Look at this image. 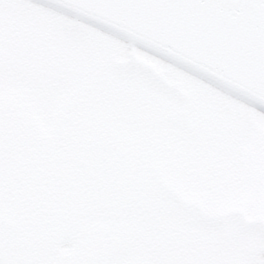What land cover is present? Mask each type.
<instances>
[{"label":"rangeland","instance_id":"374dc122","mask_svg":"<svg viewBox=\"0 0 264 264\" xmlns=\"http://www.w3.org/2000/svg\"><path fill=\"white\" fill-rule=\"evenodd\" d=\"M3 22L13 34L3 35ZM0 29L11 52L0 73V264L12 262L17 242L32 247L19 240L28 226L21 186L59 219L50 241L31 250L33 264L101 250L108 264H188L183 250L192 264L263 260V115L217 101L208 127L223 133L219 144L202 133L203 106L214 92L175 67L23 0H0ZM113 77L144 91L121 88ZM140 93L163 102L144 112V127L125 99ZM109 128L139 166L135 183L117 192L85 184L69 161L74 135ZM13 157L29 166L10 176L19 163L9 166ZM188 163L196 173L181 168Z\"/></svg>","mask_w":264,"mask_h":264},{"label":"water","instance_id":"95a60500","mask_svg":"<svg viewBox=\"0 0 264 264\" xmlns=\"http://www.w3.org/2000/svg\"><path fill=\"white\" fill-rule=\"evenodd\" d=\"M129 41L187 65L264 104V0H44ZM3 55L0 47V70ZM89 155L97 174L114 179L117 150ZM94 264H106L98 259Z\"/></svg>","mask_w":264,"mask_h":264},{"label":"trees","instance_id":"16d2710c","mask_svg":"<svg viewBox=\"0 0 264 264\" xmlns=\"http://www.w3.org/2000/svg\"><path fill=\"white\" fill-rule=\"evenodd\" d=\"M2 38V37H1ZM139 106H140V104H138L136 107H138L139 108ZM210 125V124H209ZM202 130H203V132H204V134L207 136V138L208 139H210L211 141L214 139V140H217L218 142H219V144H223L224 142L222 141V136H220V135H218L217 134V132H214L213 130H212V128H209L208 127V124H204L203 125V128H202ZM183 168L184 169H189L190 168V166L187 164V165H184L183 166ZM193 168V166L191 167V169ZM34 220V222H35V225L37 226H42V224L41 223H43L42 221H40V220H37L36 219V217H34L33 218ZM46 222H49V220H47ZM49 227H48V226ZM46 225V223H44V225L42 226V227H38V229H40V231L39 232H37L36 231V229H35V232L33 233L34 235H33V237H32V239L33 240H36V241H43V237H44V235H45V229H47V228H49V229H53V225L51 224V225H49V224H47ZM45 228V229H44ZM90 261H91V254H89V253H85V254H82L78 259H77V264H89L90 263Z\"/></svg>","mask_w":264,"mask_h":264},{"label":"bare ground","instance_id":"6f19581e","mask_svg":"<svg viewBox=\"0 0 264 264\" xmlns=\"http://www.w3.org/2000/svg\"><path fill=\"white\" fill-rule=\"evenodd\" d=\"M36 104L37 105H43V104H45V102L44 101H38V102H36Z\"/></svg>","mask_w":264,"mask_h":264}]
</instances>
